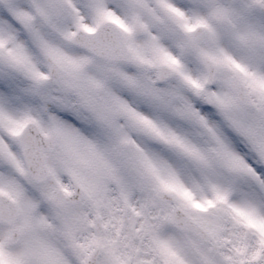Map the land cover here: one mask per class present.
<instances>
[{"label":"snow or ice","instance_id":"1","mask_svg":"<svg viewBox=\"0 0 264 264\" xmlns=\"http://www.w3.org/2000/svg\"><path fill=\"white\" fill-rule=\"evenodd\" d=\"M0 264H264V0H0Z\"/></svg>","mask_w":264,"mask_h":264}]
</instances>
